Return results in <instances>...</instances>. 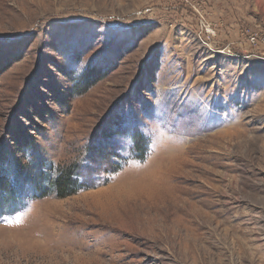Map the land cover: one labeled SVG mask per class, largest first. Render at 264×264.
<instances>
[{
  "label": "rangeland",
  "instance_id": "rangeland-1",
  "mask_svg": "<svg viewBox=\"0 0 264 264\" xmlns=\"http://www.w3.org/2000/svg\"><path fill=\"white\" fill-rule=\"evenodd\" d=\"M247 29L263 42L264 0H0V149L28 173L0 264H264V42ZM93 146L117 172L33 197Z\"/></svg>",
  "mask_w": 264,
  "mask_h": 264
},
{
  "label": "trees",
  "instance_id": "trees-1",
  "mask_svg": "<svg viewBox=\"0 0 264 264\" xmlns=\"http://www.w3.org/2000/svg\"><path fill=\"white\" fill-rule=\"evenodd\" d=\"M134 140L135 151L143 153L146 146L143 137L138 135ZM17 147H19L17 151L20 152L33 149L30 144H27L28 148L25 144L17 145ZM9 151L11 150H6L4 147L0 149V214L4 210L13 212L21 205L23 187L19 181L28 175L26 168L18 164L19 162L13 158ZM106 151V147L97 148V146H93L88 150V161L86 162L88 166L83 164L82 166L75 165L61 168L52 179H48L45 172H40L39 176L36 177L38 183L37 188H35L36 194L33 197L38 198L53 194L63 199L92 188L94 186L92 179L97 172L104 171L111 174L118 171H115V165L121 157L117 156L115 151ZM9 170L13 171V175ZM45 178L48 186H44Z\"/></svg>",
  "mask_w": 264,
  "mask_h": 264
},
{
  "label": "built area",
  "instance_id": "built-area-1",
  "mask_svg": "<svg viewBox=\"0 0 264 264\" xmlns=\"http://www.w3.org/2000/svg\"><path fill=\"white\" fill-rule=\"evenodd\" d=\"M195 11L200 17V24L202 27V31H203V33H205L207 35L206 37H204V39H205L204 41H203V38L201 36H200V38L204 44L209 45V41L211 40V38H215L217 36V34H216L215 30L212 28V26L207 22L205 12H203L201 9H198L196 7H195ZM245 36H246V40L252 46H258L264 42V39L262 42V40L258 36V33L253 31V30L247 29L245 31ZM215 49L216 48H214L213 51H216ZM222 52H225V50H223Z\"/></svg>",
  "mask_w": 264,
  "mask_h": 264
},
{
  "label": "crops",
  "instance_id": "crops-1",
  "mask_svg": "<svg viewBox=\"0 0 264 264\" xmlns=\"http://www.w3.org/2000/svg\"><path fill=\"white\" fill-rule=\"evenodd\" d=\"M238 40H241V39L239 38V28L237 27V28L235 29L234 42L237 41V43H238Z\"/></svg>",
  "mask_w": 264,
  "mask_h": 264
},
{
  "label": "bare ground",
  "instance_id": "bare-ground-1",
  "mask_svg": "<svg viewBox=\"0 0 264 264\" xmlns=\"http://www.w3.org/2000/svg\"><path fill=\"white\" fill-rule=\"evenodd\" d=\"M90 200V199H89ZM113 203V202H112ZM169 209V208H168ZM125 210V209H124ZM108 217V216H107ZM104 224V223H103ZM114 229V228H113ZM150 233V232H149ZM174 241V240H173ZM65 256V255H64ZM66 261V260H65ZM68 264V263H67Z\"/></svg>",
  "mask_w": 264,
  "mask_h": 264
}]
</instances>
